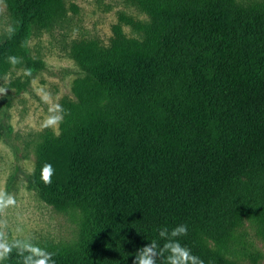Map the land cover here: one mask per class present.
<instances>
[{"label": "trees", "instance_id": "obj_1", "mask_svg": "<svg viewBox=\"0 0 264 264\" xmlns=\"http://www.w3.org/2000/svg\"><path fill=\"white\" fill-rule=\"evenodd\" d=\"M12 1L0 68L29 56L58 2ZM125 1L146 16L140 33L76 45L92 81L78 80L73 118L31 177L45 202L77 210L76 231L20 239L56 264H132L152 240L162 246L159 229L186 224L180 243L204 264H240L246 226L264 237V0ZM0 264L22 261L13 250Z\"/></svg>", "mask_w": 264, "mask_h": 264}, {"label": "rangeland", "instance_id": "obj_2", "mask_svg": "<svg viewBox=\"0 0 264 264\" xmlns=\"http://www.w3.org/2000/svg\"><path fill=\"white\" fill-rule=\"evenodd\" d=\"M12 3L0 0V32L10 24ZM49 15L28 40L29 56L19 54L21 63L12 66L6 61L0 68V86L7 88V94L0 96V190L16 199L6 214L9 240L31 234L73 237L77 210H57L31 182L39 153L47 142L62 136L73 118L78 80L92 81L88 68L77 61L76 45L94 41L106 47L114 39L137 36L140 22L146 21L142 10L125 0H58ZM26 69H31V76L24 75ZM43 93L49 94L48 103L41 99ZM53 104L64 109L63 120L55 131L41 130ZM246 232L240 264H264V237L249 225Z\"/></svg>", "mask_w": 264, "mask_h": 264}, {"label": "clouds", "instance_id": "obj_3", "mask_svg": "<svg viewBox=\"0 0 264 264\" xmlns=\"http://www.w3.org/2000/svg\"><path fill=\"white\" fill-rule=\"evenodd\" d=\"M4 31L9 38L15 34V29L12 26H8ZM7 62L15 66L21 63V58L10 55L7 57ZM31 74V69L24 71L25 76H31ZM6 94L7 88L0 86V96ZM41 99L48 103L50 96L48 93H43ZM48 113L40 128L41 130L52 128L55 131L63 120L64 109L59 104H53L49 107ZM54 173L55 170L51 164L45 163L42 166L40 178L46 186L52 183ZM15 205V197L4 190H0V262L7 260L15 250L16 254L21 257L22 264H56L53 259L56 254L33 243V238L9 240L6 214L8 209ZM17 232H22V229L17 228ZM187 234L188 226L186 224L176 225L171 229L167 227L159 229V238L164 241L162 246L156 240H152L136 252L132 264H157V258H161L162 264H204L203 260L192 254L188 247L180 243V238L187 236Z\"/></svg>", "mask_w": 264, "mask_h": 264}]
</instances>
